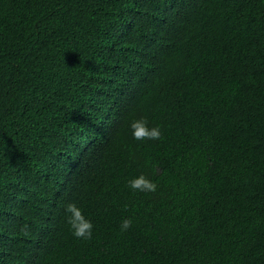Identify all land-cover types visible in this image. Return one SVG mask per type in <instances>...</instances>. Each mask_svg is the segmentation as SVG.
<instances>
[{"label": "trees", "instance_id": "1", "mask_svg": "<svg viewBox=\"0 0 264 264\" xmlns=\"http://www.w3.org/2000/svg\"><path fill=\"white\" fill-rule=\"evenodd\" d=\"M0 264H264V0H0Z\"/></svg>", "mask_w": 264, "mask_h": 264}, {"label": "clouds", "instance_id": "2", "mask_svg": "<svg viewBox=\"0 0 264 264\" xmlns=\"http://www.w3.org/2000/svg\"><path fill=\"white\" fill-rule=\"evenodd\" d=\"M131 128L133 130V138L138 141L158 140L161 137L160 127H149L146 118H140L133 121ZM128 185L132 190L140 192H155L157 189V184L145 177L143 174L130 180ZM66 212L70 214L67 218V223L73 230V235L81 239H91L93 224L84 216L82 210L75 203H69L66 206ZM131 225L132 221L125 218L121 222V230L126 231L131 227Z\"/></svg>", "mask_w": 264, "mask_h": 264}]
</instances>
